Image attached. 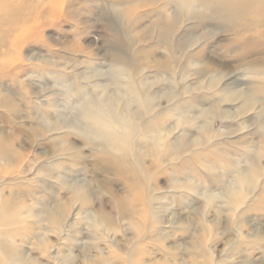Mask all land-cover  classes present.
<instances>
[{
	"label": "rangeland",
	"instance_id": "1",
	"mask_svg": "<svg viewBox=\"0 0 264 264\" xmlns=\"http://www.w3.org/2000/svg\"><path fill=\"white\" fill-rule=\"evenodd\" d=\"M0 4L7 264H264V0Z\"/></svg>",
	"mask_w": 264,
	"mask_h": 264
},
{
	"label": "bare ground",
	"instance_id": "2",
	"mask_svg": "<svg viewBox=\"0 0 264 264\" xmlns=\"http://www.w3.org/2000/svg\"><path fill=\"white\" fill-rule=\"evenodd\" d=\"M3 6H2V4H0V9L2 8ZM27 20V19H26ZM13 21V20H12ZM4 258H6V259H4ZM15 259H16V257H15ZM8 257H5V256H2V257H0V264H7V263H9L8 261ZM17 263V264H22V261H21V259H16L15 261H13V262H11L12 264H14V263Z\"/></svg>",
	"mask_w": 264,
	"mask_h": 264
}]
</instances>
